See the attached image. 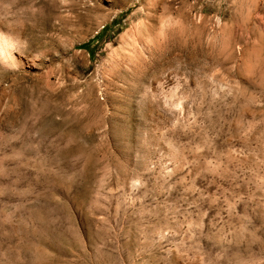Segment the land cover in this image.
<instances>
[{
	"label": "rangeland",
	"instance_id": "1",
	"mask_svg": "<svg viewBox=\"0 0 264 264\" xmlns=\"http://www.w3.org/2000/svg\"><path fill=\"white\" fill-rule=\"evenodd\" d=\"M0 264H264V0H0Z\"/></svg>",
	"mask_w": 264,
	"mask_h": 264
},
{
	"label": "trees",
	"instance_id": "2",
	"mask_svg": "<svg viewBox=\"0 0 264 264\" xmlns=\"http://www.w3.org/2000/svg\"><path fill=\"white\" fill-rule=\"evenodd\" d=\"M82 47L87 48L88 47V44L87 43H84V44H82Z\"/></svg>",
	"mask_w": 264,
	"mask_h": 264
}]
</instances>
